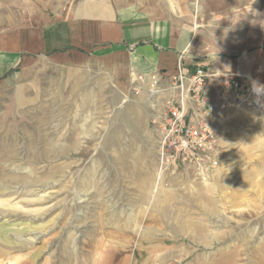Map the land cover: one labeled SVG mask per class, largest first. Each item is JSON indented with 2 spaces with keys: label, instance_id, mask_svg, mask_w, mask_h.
Returning a JSON list of instances; mask_svg holds the SVG:
<instances>
[{
  "label": "rangeland",
  "instance_id": "374dc122",
  "mask_svg": "<svg viewBox=\"0 0 264 264\" xmlns=\"http://www.w3.org/2000/svg\"><path fill=\"white\" fill-rule=\"evenodd\" d=\"M31 59L0 88V264H264V109L217 119L214 173L163 174L150 90L90 98Z\"/></svg>",
  "mask_w": 264,
  "mask_h": 264
},
{
  "label": "crops",
  "instance_id": "0c3cea01",
  "mask_svg": "<svg viewBox=\"0 0 264 264\" xmlns=\"http://www.w3.org/2000/svg\"><path fill=\"white\" fill-rule=\"evenodd\" d=\"M33 1V12L20 10L12 27L3 17L0 88L26 79L32 56L90 98L122 100L180 63L209 71L216 90L229 75L264 85V0ZM99 260L118 264L106 254Z\"/></svg>",
  "mask_w": 264,
  "mask_h": 264
},
{
  "label": "built area",
  "instance_id": "2783aa9c",
  "mask_svg": "<svg viewBox=\"0 0 264 264\" xmlns=\"http://www.w3.org/2000/svg\"><path fill=\"white\" fill-rule=\"evenodd\" d=\"M212 79L209 71L192 70L180 63L173 75L157 73L152 84L133 88L135 95L140 90L149 95L151 86L155 89L154 96L149 97L154 98L152 108L156 115L151 125L157 135L160 173L176 175L186 169H193L199 177L214 173L222 155L217 119L240 108L264 109V93L254 92L247 79L229 75L217 90ZM158 104L162 105L161 110Z\"/></svg>",
  "mask_w": 264,
  "mask_h": 264
},
{
  "label": "clouds",
  "instance_id": "9594fccd",
  "mask_svg": "<svg viewBox=\"0 0 264 264\" xmlns=\"http://www.w3.org/2000/svg\"><path fill=\"white\" fill-rule=\"evenodd\" d=\"M253 90L257 94L264 93V85H260L259 83H254Z\"/></svg>",
  "mask_w": 264,
  "mask_h": 264
},
{
  "label": "bare ground",
  "instance_id": "6f19581e",
  "mask_svg": "<svg viewBox=\"0 0 264 264\" xmlns=\"http://www.w3.org/2000/svg\"><path fill=\"white\" fill-rule=\"evenodd\" d=\"M155 94V90L154 89H151L150 90V95L153 96ZM144 101V100H143Z\"/></svg>",
  "mask_w": 264,
  "mask_h": 264
}]
</instances>
